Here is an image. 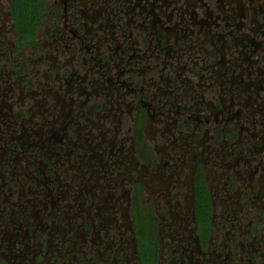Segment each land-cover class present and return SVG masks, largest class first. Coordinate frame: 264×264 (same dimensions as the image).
Listing matches in <instances>:
<instances>
[{
	"label": "flooded vegetation",
	"instance_id": "af4514ba",
	"mask_svg": "<svg viewBox=\"0 0 264 264\" xmlns=\"http://www.w3.org/2000/svg\"><path fill=\"white\" fill-rule=\"evenodd\" d=\"M32 2L0 0V264H264V10Z\"/></svg>",
	"mask_w": 264,
	"mask_h": 264
},
{
	"label": "rangeland",
	"instance_id": "374dc122",
	"mask_svg": "<svg viewBox=\"0 0 264 264\" xmlns=\"http://www.w3.org/2000/svg\"><path fill=\"white\" fill-rule=\"evenodd\" d=\"M27 1L28 0H16V4H15V12H16V16L18 17L19 19V24L21 26V30H30L31 29V26L33 25V23H35L36 19H37V13H36V4H34L32 2V5H28L27 4ZM218 1H221V2H218ZM203 2L207 3L211 9H214V11L216 12V15L218 16H224V15H227L228 14H231L232 15V18L233 17H236V21L237 20H240L241 21H247V26L249 25V20L252 18V14L254 12V9L256 10V12L254 13V15H256L258 17V20H263V12L262 10H264V0H256V3L253 5V6H250V2L249 0H203ZM244 5V7L246 8L245 10V16L247 15V18L245 16H241L239 17L238 14H241L243 13V8H241V12L239 11V8L238 6H242ZM234 7V10L235 12L233 13V11L231 10V7ZM250 7L252 8L250 10ZM222 9V10H221ZM224 12V14H223ZM199 15H203V11L201 10H198ZM261 14V15H260ZM35 26V25H34ZM34 26L32 27V29L34 30ZM250 29H246L245 31H249ZM251 32V31H250ZM136 36L135 32H133V37ZM258 40L259 37H257ZM140 46H142V43H139ZM257 57V54L254 55V58L256 59ZM254 65H260V66H263L264 63L262 62H258ZM160 68H162V62H161V65L158 66ZM264 90L261 91V94L262 96L264 95L263 94ZM240 104L238 105L236 102L235 104L233 105V109L235 111H237L238 109H240ZM244 114V112H243ZM243 123V122H241ZM231 126H233V123L231 124ZM147 135L145 134V137ZM257 136H260L259 134ZM147 138V137H146ZM150 138V137H149ZM153 137L150 138L151 141H153ZM246 142L248 143V141L246 140Z\"/></svg>",
	"mask_w": 264,
	"mask_h": 264
}]
</instances>
